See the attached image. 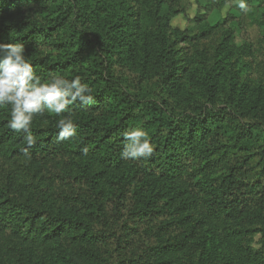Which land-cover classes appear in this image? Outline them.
I'll return each instance as SVG.
<instances>
[{"label": "trees", "instance_id": "16d2710c", "mask_svg": "<svg viewBox=\"0 0 264 264\" xmlns=\"http://www.w3.org/2000/svg\"><path fill=\"white\" fill-rule=\"evenodd\" d=\"M111 1L119 8L101 23L89 0H76L82 30L94 31L95 36H88L73 24L77 12L62 10L58 0H0V42L11 38L23 43L26 58L44 79L51 74L80 75L92 87L95 100L88 106L79 102L71 106L78 129L70 141L57 142L55 125L60 117H34L32 130L38 143L31 149V159L21 151L23 134L7 127L10 109L0 108V152L8 159L29 160L45 183L43 189L33 188L10 175L0 186V255L5 261L24 264L25 248L58 245L62 260L25 263L167 264L164 257L179 243L164 244L158 236L178 228L175 212L166 204L152 205L151 199L127 185L104 201L100 181L81 170L80 158L89 155L114 167L129 162L175 184L183 179L186 185L175 194L184 189L189 206L201 209L206 219L264 222V122L245 118L240 122L242 112L240 116L200 112L195 117L182 112L175 101L182 72L174 71L173 57L162 46L143 47L135 55L139 39L122 7L126 0H102L103 7ZM158 2L164 18L157 20L162 23L170 19L164 7L171 0ZM184 5L173 13L184 11ZM222 26L217 22L202 26V31L207 36ZM45 50L58 57H40ZM116 51L135 66V59L151 55L157 72L152 94L131 98L114 85ZM98 56L107 63L102 69ZM216 89V81L208 76V102L214 101ZM135 125H141L155 145L149 159L121 158L123 132ZM153 235L158 243H153Z\"/></svg>", "mask_w": 264, "mask_h": 264}, {"label": "rangeland", "instance_id": "374dc122", "mask_svg": "<svg viewBox=\"0 0 264 264\" xmlns=\"http://www.w3.org/2000/svg\"><path fill=\"white\" fill-rule=\"evenodd\" d=\"M58 2L62 10L77 12L73 18L77 31L95 36L94 31L82 30L76 0ZM89 2L101 23L111 18L119 8L114 1L106 7H103L102 0ZM183 4L185 10L174 14V10L182 9ZM122 7L127 10L128 21L133 23L139 39L135 55L140 54L143 47L153 49L162 46L173 57L174 71L182 72L178 80L180 91L175 99L182 112L194 117L200 112L208 115L231 112L236 116L242 112L244 117L238 119L240 122L244 118L246 122H264V0L251 3L247 13L235 8L230 0H171L170 6L164 7L170 19H164L162 23L157 20L164 18L158 0H126ZM217 22L223 25L222 28L205 36L202 26ZM46 56L51 59L58 57L50 50L40 54L42 58ZM135 61L137 66L120 52H114V85L121 91L126 90L131 98L145 99L154 92L156 63L151 55L146 60L142 56ZM96 62L101 69L107 64L99 56ZM208 76L217 83L213 102H208ZM197 104L201 105L199 109ZM235 126L240 128L239 124ZM80 162L82 171L100 181V197L104 201L124 191L127 185L130 190L133 186L141 192L146 200L151 199L152 205L160 208L166 204L175 212L178 228L165 230L158 236L164 244L179 243L176 251L164 257L167 264H257L264 260V222L261 219L254 218L250 222L206 219L201 209L189 206L188 195H182L184 189L175 194L179 187L186 185L183 179L175 184L149 175L129 162L120 167L111 166L99 156H85L80 158ZM10 175L21 178L33 188L43 189L45 186L29 160L8 159L0 152V186L6 184ZM125 204L128 205L127 202ZM151 239L158 243L156 235ZM59 248L58 245L31 250L25 248L23 263L62 260L58 257L61 253ZM0 264L13 263L3 260L0 255Z\"/></svg>", "mask_w": 264, "mask_h": 264}, {"label": "clouds", "instance_id": "9594fccd", "mask_svg": "<svg viewBox=\"0 0 264 264\" xmlns=\"http://www.w3.org/2000/svg\"><path fill=\"white\" fill-rule=\"evenodd\" d=\"M234 4L244 13L250 11L247 0H234ZM77 102L81 106L95 102L92 87L80 75L68 78L51 74L44 79L26 58L23 43L11 38L0 42V108L10 109L7 127L23 134L25 146L21 151L28 159L38 143L32 130L34 117H60L55 125L57 142L70 141L77 135L78 125L71 107ZM123 139V159L138 161L154 154L151 136L141 125L125 130Z\"/></svg>", "mask_w": 264, "mask_h": 264}]
</instances>
